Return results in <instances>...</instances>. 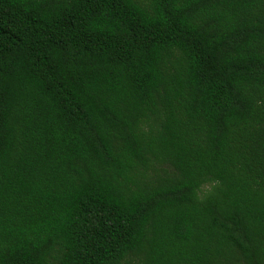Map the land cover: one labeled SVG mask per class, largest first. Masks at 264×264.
Here are the masks:
<instances>
[{
  "label": "trees",
  "instance_id": "trees-1",
  "mask_svg": "<svg viewBox=\"0 0 264 264\" xmlns=\"http://www.w3.org/2000/svg\"><path fill=\"white\" fill-rule=\"evenodd\" d=\"M0 264H264V0H0Z\"/></svg>",
  "mask_w": 264,
  "mask_h": 264
},
{
  "label": "rangeland",
  "instance_id": "rangeland-1",
  "mask_svg": "<svg viewBox=\"0 0 264 264\" xmlns=\"http://www.w3.org/2000/svg\"><path fill=\"white\" fill-rule=\"evenodd\" d=\"M206 186H204L203 188H205Z\"/></svg>",
  "mask_w": 264,
  "mask_h": 264
}]
</instances>
